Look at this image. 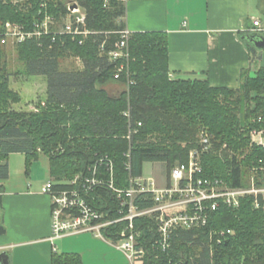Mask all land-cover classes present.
<instances>
[{"label":"trees","instance_id":"obj_1","mask_svg":"<svg viewBox=\"0 0 264 264\" xmlns=\"http://www.w3.org/2000/svg\"><path fill=\"white\" fill-rule=\"evenodd\" d=\"M71 3L84 13L85 37L54 34ZM48 16L53 21L49 33L16 43L17 58L24 63L18 73L46 79V97L33 110L11 107L20 96L9 85L0 35V181L8 177V154L23 153L27 173L42 153L55 189H78L105 218L117 217L112 190L87 185L86 179L108 184L111 178L115 187L124 188L129 175H142L146 162L165 163L169 175L177 162L185 163L188 153L200 148L199 133L205 129L210 147L201 154L202 177L242 186L253 175L255 184L264 186V147L248 138L251 129H264V67H256L254 47L249 51L255 68L241 70L239 87H213L205 78L171 76L166 32H132L127 39L131 83L126 85V69L114 77L122 59L114 63L108 57L125 28V0H0V33L7 21L30 30ZM251 35L260 34L248 33L249 45ZM68 57L79 58L82 67L63 69L61 60ZM110 81L123 85L122 91L109 93L105 84ZM149 198L138 196L135 203L148 206ZM1 200L2 192L0 210ZM263 206L260 199L255 207L251 196L235 208L220 204L202 227L176 229L165 250L158 244L154 219L136 218L145 264H264ZM123 226L113 224L103 233L117 240ZM218 230L231 233L217 242ZM4 232L0 216V234ZM51 264L82 262L78 253L55 251Z\"/></svg>","mask_w":264,"mask_h":264},{"label":"crops","instance_id":"obj_2","mask_svg":"<svg viewBox=\"0 0 264 264\" xmlns=\"http://www.w3.org/2000/svg\"><path fill=\"white\" fill-rule=\"evenodd\" d=\"M124 20L130 32H166L172 77L205 78L213 87L237 88L241 70L255 68L250 46L256 67H264V48L245 41L253 20L264 27V0H125ZM41 155L46 156L40 153L32 160L27 173L23 153H10L4 161L8 177L0 181L5 226L0 264L2 258L7 264H51L55 251L78 253L82 264H126L111 241L91 232L51 238V203L43 190L49 163Z\"/></svg>","mask_w":264,"mask_h":264},{"label":"built area","instance_id":"obj_3","mask_svg":"<svg viewBox=\"0 0 264 264\" xmlns=\"http://www.w3.org/2000/svg\"><path fill=\"white\" fill-rule=\"evenodd\" d=\"M69 9V14L64 25L54 30V34H70L71 36L85 37L89 31L84 28L85 16L76 5ZM48 16L42 22L35 23L30 30H25L17 23L5 22L0 33L1 42L6 43L7 38L21 43L27 39L39 38L50 32ZM251 33H264V27L259 20L252 21ZM121 40L115 43L114 49L108 52L111 62L116 63V78L126 69V85L131 83L128 75V49L127 39L130 31L125 27L120 31ZM82 42V38L79 43ZM125 85V86H126ZM127 87V86H126ZM251 142L264 147V129H255L251 132ZM209 149L207 137L202 139V145L197 150L188 153V159L176 163L169 171L167 182L158 184L153 176L129 177L127 187H115L110 178L108 184L96 178L86 179L87 185H106L118 200L117 217H107L103 211L93 208L78 189H55L52 180H47L43 190L49 195L51 203V238L68 234L91 232L95 236L107 239L120 250L126 264H145L146 252L140 246L139 232L134 226V221L139 217H152L156 223L159 235L158 244L165 250L169 247L172 233L178 228L196 229L207 222L209 212L216 210L220 204L229 207H238L240 199L251 196L253 205L259 207L260 199L264 201V186L244 188L242 186L226 185L219 178H204L201 176V154ZM112 166L109 165V171ZM76 179V178H75ZM76 180L72 181L75 183ZM84 188H87L83 185ZM1 194V190H0ZM150 196L148 206L139 207L135 201L138 196ZM264 207V206H263ZM124 222V226L117 240L108 239L103 229L113 224ZM217 242H220L230 230L214 232Z\"/></svg>","mask_w":264,"mask_h":264},{"label":"rangeland","instance_id":"obj_4","mask_svg":"<svg viewBox=\"0 0 264 264\" xmlns=\"http://www.w3.org/2000/svg\"><path fill=\"white\" fill-rule=\"evenodd\" d=\"M129 31V30H128ZM132 33V32H130ZM7 53V67L10 73L9 85L15 91H18L20 96V101L18 103L12 104L14 110H33L34 107L44 100L46 97V79L43 75H26L24 73H18L24 69V63L17 58L16 42L10 37L7 38L4 45ZM60 66L63 69H78L82 67V63L79 58L68 57L61 60ZM105 88L111 94H118L122 91L123 85L118 82L110 81L105 84ZM257 128L251 129L248 134L249 143L251 142V132ZM207 131L202 129L199 133V144L202 145V139L207 137ZM210 147V146H209ZM194 150V149H193ZM44 159V160H41ZM41 161L46 162L48 159L46 156L40 157ZM179 163V162H177ZM22 168V167H18ZM142 175L153 176L158 184L167 182L168 169L167 165L163 162H146L143 165ZM15 177V175H14ZM221 179V178H219ZM73 179L72 181H74ZM223 180V179H222ZM255 177L252 175L246 185H242L244 188L255 187ZM226 183L225 180H223ZM228 183H226L227 185ZM258 186V185H257ZM260 187V186H258ZM264 195V194H263Z\"/></svg>","mask_w":264,"mask_h":264},{"label":"water","instance_id":"obj_5","mask_svg":"<svg viewBox=\"0 0 264 264\" xmlns=\"http://www.w3.org/2000/svg\"><path fill=\"white\" fill-rule=\"evenodd\" d=\"M76 7V4L75 3H71L70 5H69V8L70 9H74ZM249 37L247 36V39H248ZM250 40L249 41H251V43H253V45L256 47V48H258V49H262V48H264V37L260 34V35H258V36H256V35H251V37L249 38ZM2 256H4V253H0V258L2 257ZM2 262L4 263V264H7L6 262V260L5 259H3L2 258Z\"/></svg>","mask_w":264,"mask_h":264},{"label":"bare ground","instance_id":"obj_6","mask_svg":"<svg viewBox=\"0 0 264 264\" xmlns=\"http://www.w3.org/2000/svg\"><path fill=\"white\" fill-rule=\"evenodd\" d=\"M129 177H133V176L129 175Z\"/></svg>","mask_w":264,"mask_h":264}]
</instances>
